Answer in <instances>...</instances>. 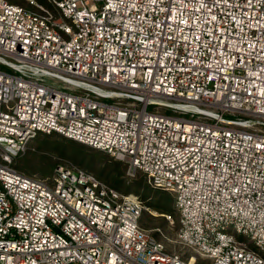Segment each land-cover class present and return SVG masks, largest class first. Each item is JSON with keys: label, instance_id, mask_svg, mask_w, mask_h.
Segmentation results:
<instances>
[{"label": "built area", "instance_id": "2783aa9c", "mask_svg": "<svg viewBox=\"0 0 264 264\" xmlns=\"http://www.w3.org/2000/svg\"><path fill=\"white\" fill-rule=\"evenodd\" d=\"M45 1L0 0V264H264V0ZM52 132L172 193L184 253L138 194L15 166Z\"/></svg>", "mask_w": 264, "mask_h": 264}, {"label": "rangeland", "instance_id": "374dc122", "mask_svg": "<svg viewBox=\"0 0 264 264\" xmlns=\"http://www.w3.org/2000/svg\"><path fill=\"white\" fill-rule=\"evenodd\" d=\"M11 1L24 6H29L32 1L51 7L45 0ZM162 111H166V109L162 108ZM64 137L56 132L38 134L27 143L26 149L15 159V166L26 173L49 178L54 175L59 166L78 167L93 173L120 192L138 194L144 200L146 206L140 221L142 227L148 230L156 239L162 241L169 252L184 253V248L178 240V221L171 224L164 215L172 213L177 217L172 193L166 191L168 195H171L166 208L157 207L156 201L162 196L164 190L153 188L148 183L144 173L138 172L135 175H129L127 173V162L112 157L107 152L96 148H94L96 149L94 153L85 149L83 154L76 157L72 145L69 143L70 139ZM83 156L86 158H83ZM189 250V254L197 256V264H208L211 261L210 258L195 250L191 248Z\"/></svg>", "mask_w": 264, "mask_h": 264}, {"label": "trees", "instance_id": "16d2710c", "mask_svg": "<svg viewBox=\"0 0 264 264\" xmlns=\"http://www.w3.org/2000/svg\"><path fill=\"white\" fill-rule=\"evenodd\" d=\"M52 133H55V132H52ZM64 138H66V137H64ZM69 143L72 145L73 153L76 155V157H78L79 154H83L85 149L90 150V152H93V153L95 152L94 150H96V149L89 147V146H86L80 142L74 141L73 139H70ZM83 158H86V157L83 156ZM27 174H29V173H27ZM159 192L161 193V191H159ZM170 199H171V195H168V193L166 191L165 192L163 191L162 196L159 199H157V201H156V206L161 208V209H164V208H166V204L169 202Z\"/></svg>", "mask_w": 264, "mask_h": 264}]
</instances>
